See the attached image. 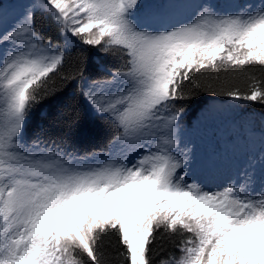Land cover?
I'll return each instance as SVG.
<instances>
[{"label":"snow or ice","instance_id":"6c2138e0","mask_svg":"<svg viewBox=\"0 0 264 264\" xmlns=\"http://www.w3.org/2000/svg\"><path fill=\"white\" fill-rule=\"evenodd\" d=\"M209 96L264 104V0L0 2V264H264V124L208 188L180 121Z\"/></svg>","mask_w":264,"mask_h":264},{"label":"rangeland","instance_id":"374dc122","mask_svg":"<svg viewBox=\"0 0 264 264\" xmlns=\"http://www.w3.org/2000/svg\"><path fill=\"white\" fill-rule=\"evenodd\" d=\"M223 2V0H219ZM258 2V0H257ZM180 19H186L181 15ZM244 109L230 101H214L209 107V116L193 127L189 147L195 148L197 159L215 161L209 170L197 166L191 177L203 182L208 188L222 184L227 177L248 159L257 164L260 159V138L264 117L250 118Z\"/></svg>","mask_w":264,"mask_h":264},{"label":"trees","instance_id":"16d2710c","mask_svg":"<svg viewBox=\"0 0 264 264\" xmlns=\"http://www.w3.org/2000/svg\"><path fill=\"white\" fill-rule=\"evenodd\" d=\"M0 2L6 4V5H17L23 2V0H0ZM18 9L15 8H8L7 14L2 17L3 23L7 24L11 22L12 17L16 15ZM74 56L77 55V53L73 54ZM103 61L99 56H93L92 63L94 65H100ZM65 71L68 70L67 66H65ZM259 76V73H257ZM217 100L221 101H230L236 104L241 109L245 110L246 115H250L252 117L256 116H264V104H261L260 102H253V101H244V100H234L226 97H212L209 96V98L203 102V103H195V104H189L184 103L183 108L185 109V112L183 114V117L180 121L181 123V130L183 133V139L185 142H189L190 138L193 134V130L191 125L196 126L197 124L202 123V121L206 120L209 116V107L210 105ZM106 135V130L103 127L96 126L94 128V134L92 142L94 143H101ZM179 237H175L174 240L178 243ZM156 248V251L159 252V248L154 246ZM109 251H113V264H118V261L115 260V253L113 249H109ZM169 254H175L177 257L180 255L179 251L172 243H167L165 245V251L163 253H160L159 255L155 256L156 260H159L160 258L167 257Z\"/></svg>","mask_w":264,"mask_h":264}]
</instances>
